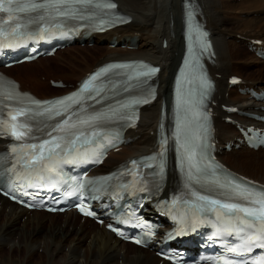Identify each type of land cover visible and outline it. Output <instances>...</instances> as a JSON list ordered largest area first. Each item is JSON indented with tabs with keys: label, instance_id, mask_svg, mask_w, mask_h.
<instances>
[{
	"label": "bare ground",
	"instance_id": "1",
	"mask_svg": "<svg viewBox=\"0 0 264 264\" xmlns=\"http://www.w3.org/2000/svg\"><path fill=\"white\" fill-rule=\"evenodd\" d=\"M116 1L120 6V11L131 16L133 21L125 27L110 31L96 40L98 45H101V43L106 44L108 52L100 62L96 60L95 66L84 64L88 71L86 70L87 72L82 73L78 77L76 84L87 73L92 72L94 68L105 62L142 59L162 67L158 78L159 98L154 105L143 109L138 130L129 132L132 138L141 135V139L124 147L121 152L112 154L95 174L109 173L127 158L140 154H149L153 150L156 144L161 105L163 102L168 105L171 104L174 77L185 50L182 36L183 0ZM198 2L202 7V18L214 36L213 41L217 58L211 64L210 70L217 81V92L214 97V109L217 114V138L222 147H224L228 142L235 141L240 135L235 127L224 122V119L230 116L222 110V105L238 106L244 112H261L259 111L262 108L261 104L254 102L248 96L240 95L236 89H229L228 82L229 78L234 76L232 73L237 71L238 67L242 66L246 70V65L255 67L259 65L264 68V62L260 61L252 52L248 53L246 61L240 62L238 60V62L234 52V43L232 42V39H234L236 43L240 41V44L247 43V46L250 44L252 48L256 47L257 49L260 48V44L255 42L261 41L264 45V0H198ZM113 40L120 43V46L113 47ZM133 40L138 41V47L132 48ZM164 40L167 42L166 48L163 46ZM84 59L85 56H81L79 58H71L69 61L70 64H74L79 60L84 62ZM34 64L35 62L24 63L7 69L10 71L16 70L18 73L23 74L26 81L22 79L21 81L13 75L9 76L22 85V90L29 91L39 98L46 99L63 95L41 97L32 89L27 88V86H33L41 90L42 93L60 91V89L47 86L42 79L38 78L39 73L34 71L37 68ZM38 66L42 67L41 64ZM263 72L262 69L260 74L263 75ZM17 75L19 76V74ZM263 80L258 78L245 79L243 81L246 86L264 89ZM64 83L67 88L72 85L70 82L64 81ZM227 94L229 95L228 97ZM236 118L249 126L254 123L244 117ZM152 132L153 134H151ZM3 145L4 143L0 141V151L3 150ZM259 154L260 156L264 154V150L254 151L247 148L242 150L233 149L231 152L222 150L220 151V159L234 172L264 184V180L254 178L241 171L249 169L256 164L264 172V159L252 160L253 157ZM252 169L254 170L255 168ZM176 179L174 174L169 175L163 197H168L169 193L174 189ZM146 213L148 215H156L153 209H149ZM59 218H63L61 223L57 221ZM77 220H80L79 224H76ZM50 222L52 223L51 225L49 224ZM17 239H19V242ZM8 246L11 253L24 250V257L9 258L10 261L7 264H32V259L37 257L36 249H43L44 258L46 259L45 262L43 261L44 263L38 262L37 264L160 263V260L155 256V251L142 249L116 239L105 228L89 219L83 221L74 212L48 214L34 211L29 213L0 196V252L2 253L5 247ZM64 251H67V253L66 256L62 257V254L65 253ZM0 264L6 263L0 261ZM163 264L169 263L165 262Z\"/></svg>",
	"mask_w": 264,
	"mask_h": 264
},
{
	"label": "snow or ice",
	"instance_id": "2",
	"mask_svg": "<svg viewBox=\"0 0 264 264\" xmlns=\"http://www.w3.org/2000/svg\"><path fill=\"white\" fill-rule=\"evenodd\" d=\"M93 6L99 9L116 7L114 3L94 4L93 0H0V13L7 14L3 23L10 25L8 29L0 26V35L7 31L18 38L39 37L47 26L30 32L27 31L30 25L56 17L84 20L89 18L88 9ZM21 14H25L27 19ZM52 27L62 26L54 24ZM21 28L25 31H20ZM197 34L202 40L203 53L209 47L204 39L207 33L197 28ZM185 68L191 75L184 83L197 85L195 96L191 88L183 93L179 86L176 90L173 139L185 176V186L201 202L194 206L196 212L223 213L229 220L246 225V228L238 229L245 232L241 237L242 243L238 246L241 251L238 252L237 247L229 249L230 252L245 256L256 247L264 248V190H257L228 176L214 163L209 151L211 145L208 142L207 113L201 111L206 107L205 101L213 85L206 77L199 58L194 61L186 60ZM158 72L157 67L145 64H111L101 68L84 82L79 92L52 102H40L23 96L14 87L0 86V98L11 102L6 105L9 109L7 118H0V133L6 131L15 141L21 142L18 145V156L26 172L34 173L37 181L55 184L62 177L61 166L69 161V157L79 160L98 159V154H102L100 150L111 146L107 142L115 131L110 126L123 123L131 125L137 118L136 107L155 99V88L150 84L149 78ZM121 75L126 77L127 83L136 82L138 94L124 98L114 95L115 88L109 87V84ZM181 76L184 77L185 73L181 72ZM123 91L128 92V87ZM106 95L108 102L105 101ZM90 101L94 103H89ZM29 140L38 143L28 142ZM12 151H17L16 145ZM132 163L135 165L137 162ZM160 169H164L163 161ZM205 182L210 191H219L226 199L200 195L196 186H202ZM28 186H33L32 179L28 180ZM140 190L144 191L145 188ZM237 199H243L246 203L234 202ZM176 202L175 199L172 201L173 204ZM80 207L83 214L93 215L91 211H85L82 205ZM250 229L254 230L249 231ZM112 230L119 231L117 228ZM222 230L228 229L225 227ZM252 264H264V256L256 258Z\"/></svg>",
	"mask_w": 264,
	"mask_h": 264
},
{
	"label": "rangeland",
	"instance_id": "3",
	"mask_svg": "<svg viewBox=\"0 0 264 264\" xmlns=\"http://www.w3.org/2000/svg\"><path fill=\"white\" fill-rule=\"evenodd\" d=\"M232 40H233L232 42L234 43V47H235L234 52H235L237 61L238 60H240V62L246 61L248 59L247 56L249 53L248 49L246 48V45H243V43L240 44V41H237V43H236L234 39H232ZM107 52H108V50L106 49V44L98 45L97 43H95L93 46L77 45V46H74V47L67 49L66 51L58 52L56 57L41 58L39 60V62H36L34 64L35 67H37L34 69V71L39 73L38 78L42 79L43 82H45L46 85L49 87H52L51 80H63L65 82H70L71 84L76 85L78 77L81 76L82 73L84 74L85 72L88 71L87 70L88 68H86L85 65L91 64V66H95V64H96L95 62H97V61L100 62V60L103 59V57L107 54ZM81 56H85V59H84L85 63L83 62V60H79L78 62H76L74 64H70L69 60L71 58H74V57L79 58ZM93 59H94V61H93ZM39 64H41L42 67L38 66ZM262 69L264 71V68L259 66V65H256V67L246 65V70L243 69L242 66L238 67V70L234 71L232 73V75L237 76V77H241L243 80H245V79L246 80L258 79V78L264 79V72L262 73L263 75L260 74V71ZM1 70H3L5 73H7L9 75L15 76L19 80L22 79V80L26 81L25 76L21 73H18L16 70L10 71V70L3 69V68ZM17 74H19V76ZM74 75H76V76H74ZM239 75H242V76H239ZM20 76H24V77L19 78ZM257 76H259V77H257ZM26 83H28V82H26ZM32 87L27 86V88L32 89L36 94L40 95L41 97L52 96V95H57V94H64L65 92L73 89V87H70V88H66V89H60V91H58V90L55 92H51V91L48 92L47 91V92L42 93L41 90H38L35 87H33L34 88L33 89ZM228 96L229 95L227 94V97ZM151 134H153V132ZM138 137H139V139H141V135ZM256 159H264V154H261V156L259 154V155H256V157L252 158L253 161ZM252 168H255V169L253 170ZM249 169H243L241 171H244L246 174H248L249 176H252L254 178L264 180V172L259 168L258 165L255 164L253 167H251ZM62 219L63 218H59L57 220L58 223H61ZM77 221H76V224L77 223L79 224L80 220L78 222ZM49 224L51 225L52 223L50 222ZM17 241L19 242V239H17ZM17 241H16V244L18 243ZM9 248H10L9 246L5 247L4 251H2V253L0 252V261H3L4 263L7 264V262L10 261L9 258L12 259L14 257L16 259L17 257H19V258L24 257V252H23L24 250H21L20 252L15 251V252L11 253V252H9V250H10ZM64 252L65 253H63L64 255L62 254V257L66 256L67 251H64ZM35 253L37 254V257H34V259H32L33 260L32 264H34V263L37 264L38 262L44 263L46 261V259L44 258L45 253H44L43 249H41V250L36 249Z\"/></svg>",
	"mask_w": 264,
	"mask_h": 264
}]
</instances>
